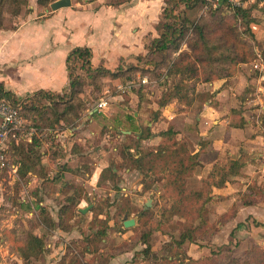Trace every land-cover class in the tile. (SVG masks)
Returning <instances> with one entry per match:
<instances>
[{"label":"rangeland","instance_id":"374dc122","mask_svg":"<svg viewBox=\"0 0 264 264\" xmlns=\"http://www.w3.org/2000/svg\"><path fill=\"white\" fill-rule=\"evenodd\" d=\"M24 2L26 5L21 6V15L24 11H32L36 16H41L50 11L49 5L41 7L36 0ZM6 6L0 14V21L5 26L13 27L17 20L10 16ZM237 10L225 7L205 9L204 3H200L195 11L189 12L191 20L204 19L205 30L208 29V33L214 32L208 35L210 43L217 47L214 48L217 56L213 57L216 60L210 68L204 70L201 65L205 62L198 64L194 60V52L189 48L195 41L194 32L187 26L178 49L170 52L168 62L163 66L157 69L151 67L144 72L133 70L124 75H117L114 70L116 77L105 75L99 80L91 76L87 78L89 80L85 79L78 96L84 107L78 109L75 98L71 113L74 117L64 124L65 129L56 128L55 137L46 131L48 126L43 119L38 121L43 126L39 138L42 144L37 148L40 160L44 153L48 154L47 159L53 160L54 165L44 175L47 177V173L51 172L57 177L53 176L52 181L47 178L50 183L46 186L45 197L38 194L34 197V189L30 190L27 175L13 178L5 171L0 173V264H234L232 261L237 264H264V229L257 226L252 216L243 218L244 221L234 220L236 212L231 213L232 207L223 214L222 207L216 203H204L205 197L211 192L210 186L219 184V179L224 176L216 168L208 173L201 166L184 179L185 194L200 192L202 197L197 207L192 208L189 202L182 204L185 210H192L190 216L182 217L175 210L178 193L168 185L174 172L171 168L154 178H145V174L138 171L129 172L119 157L122 147H130L129 152L135 154L137 151H148L160 142L158 137L157 143L151 145L150 138L137 140L139 135L134 134L129 138H117L121 135L117 129L131 128L134 131L138 127L132 122L133 113L140 114L136 117L137 121L142 120L138 125L144 130V135L147 129H152L153 123L161 121V116L166 119L172 112L177 114L174 124L168 126L176 133L177 148L189 155L197 146L205 148L206 145V140L198 136L196 117L205 105L216 106L218 102L216 98L211 102L202 100L198 95L206 92L215 96L216 92L211 87L213 82L223 81L224 97H231L229 102L226 100L225 110L234 111L236 118L239 111H243L247 100L262 99L264 80H256L261 73L260 65H264V0L249 4L244 12ZM222 35H226L229 45L233 43L234 51L218 47L222 44L216 40ZM249 48L252 49V55L248 52ZM181 52L189 56V62L195 63L198 76L192 79H186L180 74L167 76V66L173 59L177 60ZM243 57L246 58L245 62L240 61ZM133 66L128 64L123 68ZM208 70L213 74L207 76L209 81L204 83ZM220 76L225 78L210 80L211 77ZM91 80L98 86L95 90L87 85ZM179 80L187 86V97L191 98V103L172 100L160 107L157 102L161 94ZM258 85L262 86L260 90L257 89ZM100 99L107 101V108L98 112L94 123H91L88 112L96 107ZM251 103L248 102V105ZM259 106L258 103L246 109L251 112L248 115L253 123L251 132L256 130V118L259 119L262 113L257 112ZM184 113H188L189 117L188 122L182 125ZM229 116L234 118L231 114ZM44 118L48 116L44 115ZM50 141H56L58 149L52 151L49 148ZM254 145V150L263 147L262 143ZM100 155L104 156L108 166L114 168L118 178L105 182L88 180L81 186L73 177L83 179L82 174L91 173L89 164L97 162ZM8 158L10 162L18 160V156L12 154ZM79 166L82 168L76 169ZM67 167L73 170L70 172ZM157 177L162 178L156 181ZM234 183L229 182L230 185ZM237 183L239 186L233 185L232 194H240L244 189L242 184ZM69 197L73 200H67ZM235 199L234 205L237 204ZM148 201L150 204L146 207ZM36 205L46 209L54 225H57L59 207L66 206L73 216L68 222V229L61 231L50 227L43 216H38ZM223 208L226 209V205L223 204ZM81 209L87 210L82 213ZM231 216L233 219H230ZM124 219L133 220L134 225L124 228ZM261 219L264 220V216ZM180 235L186 238L182 246L175 245ZM31 236L38 237L42 243L38 256L28 252ZM170 255L172 261L167 258Z\"/></svg>","mask_w":264,"mask_h":264},{"label":"crops","instance_id":"0c3cea01","mask_svg":"<svg viewBox=\"0 0 264 264\" xmlns=\"http://www.w3.org/2000/svg\"><path fill=\"white\" fill-rule=\"evenodd\" d=\"M74 1L79 0H70L69 7L49 11L41 16H36L30 11L13 17L17 20L13 27L5 26L0 21V84L5 91L11 92L17 99H23L40 90L57 93L65 91L68 88L65 58L75 48L90 49V61L95 68L102 66L114 70L117 67L135 64L136 57L145 54L144 38L157 37V24L166 0H127L116 4L103 2L106 0H82L75 3ZM259 70L261 73L256 80L258 82L264 80V65H260ZM222 83L223 81H216L211 84L216 92L218 104L205 105L196 117L198 136L206 140L205 148L197 146L190 154L199 152L200 165L208 173L213 168H227L232 162L237 161L238 171L230 175L220 187H212L211 204L221 206L223 214L235 206L234 220L244 221L243 218L252 216L255 222L264 223L261 219L264 216V124L261 121L264 116V95L262 99L247 100V104L243 105V111H239L236 118L232 110H228L230 112L225 110L226 100L229 102L231 97H224L225 88ZM261 87L258 85L257 89L260 90ZM262 93L264 94V91ZM248 102H252V105H248ZM258 103L260 106L257 112L262 113L259 119L256 118V130L251 132L253 123L248 117L251 112L246 109ZM98 114L94 109L88 112L91 123H94ZM230 114L234 118L229 116ZM176 115L172 112L166 119L161 116L159 123L152 124L151 145L157 143L159 139L157 133L174 124ZM136 116L140 115L133 113V117L136 118L135 125H138L142 120L137 121ZM188 117V113L183 114L182 125L188 122ZM208 124L210 127H205ZM117 133H121L117 136L118 139L140 134H136L130 128L118 129ZM260 143L262 149L254 150L252 145ZM100 156L97 162L89 164L91 173L82 174L83 179L73 177L81 186L88 180L95 182L100 171L108 166L104 156ZM47 158L48 154L44 153L41 164L50 170L51 166H54L53 160ZM67 168L70 172L73 170ZM79 168L82 166L76 167ZM27 176L30 190L34 189L33 194L45 197L46 189L41 188L42 179L38 173L29 172ZM53 176L56 175L48 172L46 178L49 177L51 180ZM16 178H19V174ZM231 181H235L234 186L238 185L237 182L242 184L244 189L240 194L231 193L234 190L233 185L229 184ZM246 196L249 202L244 203L242 198ZM235 198L237 204L234 205ZM223 204L226 205V209L230 207L226 210Z\"/></svg>","mask_w":264,"mask_h":264},{"label":"trees","instance_id":"16d2710c","mask_svg":"<svg viewBox=\"0 0 264 264\" xmlns=\"http://www.w3.org/2000/svg\"><path fill=\"white\" fill-rule=\"evenodd\" d=\"M23 1L27 0H0V14L2 13L3 8L7 5L6 7H8L10 16L17 17L21 15L22 11L20 8L21 6L26 5L25 2L23 3ZM36 1L41 7H46L55 0ZM116 1L118 2H110V4L122 3L127 0ZM200 3L203 4L204 1L166 0L160 12V23L159 26H157V37H145V54L136 57V63L133 67H130L128 69L117 67L116 69H114L116 70L117 75H124L127 72L138 69L141 72H144L151 67L157 69L163 66L164 63L168 62V56L170 52H174L178 49V45L184 38L185 32L187 31L186 29L189 26L191 27V29H193L194 32L193 39H195V41L192 45L189 46L191 51L194 52V60L198 64L205 62L201 65L202 69L205 70L206 67L210 68L211 64L214 63V60H216V58L213 57L215 55L214 48L216 49L217 47H213L208 37L214 34V32L208 33V29L205 30L206 28L204 19H198L197 21H195L189 18V12L195 11ZM15 4L17 7H15ZM238 11L244 12L245 10L239 9L237 10V12ZM28 12L30 11H24V13L22 14H26ZM222 36L223 37H220L218 40H216L218 41V43L221 42L222 44H219L218 47L222 46V48L224 49L234 51L235 46L233 45V43H230L229 45V40L226 38V35ZM236 40L239 43L238 36ZM222 41L224 43H222ZM248 50V52L252 55V49L249 48ZM177 56L178 59H173L171 63L172 65L170 64L167 66L168 70L166 74L168 77L180 74L186 79H192L196 77V75L198 76L197 70L195 69V63L189 62V56H187L186 53L181 52ZM90 59L91 51L88 48H75L67 54L65 58V66L68 77V88L60 93L40 90L24 97L23 99H17L11 92L5 91L3 86L0 84V98L4 97L8 99L13 105L19 106L21 116L28 122L27 127L34 129V133L31 134L29 142L23 140L21 136L18 137L16 142L13 140L9 142L7 149L8 157L9 154L18 156V160L14 161L15 163H12L18 164L17 172L20 177L27 175L29 172H37L39 178L42 179L40 185L44 189L48 188L46 186L50 182H48L46 175H44L47 169L42 166L39 151L37 149L42 144L39 138L42 135L41 130L43 127L38 123V121L40 122L41 119H43L44 123H46V125L48 126V128H46V131H48L50 136L55 137L57 134L56 128H59L61 130L65 129L66 125L64 124H66L70 118L74 117L71 116V113L73 112L72 107L75 98L77 99V108L82 109L84 107V104L79 101L78 96L84 87L85 79L91 76V78H97L99 80L105 75L116 77V73L115 75L113 73L114 70H109L102 66L96 68L93 67ZM141 61L144 62L139 65ZM240 61L245 62L246 58L243 57L240 59ZM211 74L213 73L210 70L206 72V75L203 79L204 83H207L209 81V77L207 76ZM224 78V76L215 78L211 77L210 80H222ZM95 84L96 82L94 80H91L87 85H90V87H92V90H95V88H98V86ZM187 93V86L182 83V80H179L178 82H175V84L167 92L161 94V97L159 98V101L157 103L160 107L166 106L172 100H177L178 102H187L185 104H189L192 100L191 98L187 97ZM198 96L202 100H207L209 102L215 99L213 93L201 92ZM137 114L140 115L139 113ZM44 115L48 116V118H44ZM135 120L136 118L133 117L132 122ZM261 121L264 124V116L262 117ZM136 126L138 127H135L134 132H136V134L140 133L137 140H143L147 137L150 138L152 133L149 129L146 130V133L144 135V130H142V128H139V125ZM175 134L176 133L173 128L168 126L165 130L159 132L156 135L160 138V142L156 146L150 148L145 152L137 151L135 154L129 152V149H131L130 147H122V149L119 151V157L125 168L129 170V172L134 170L138 171L141 174H145V178H154L155 175L158 176L161 172H164L171 168L174 172L172 179H169L168 181V185L175 188V190L177 191L176 193H178V197L176 200H178V205H175V210L178 215H182V217H184L190 216L192 214V210H185L184 205L182 207L181 205L189 202L192 208L197 207L196 204L202 197L200 192L186 195L184 190V179L189 177L197 168H200L201 165L198 160L199 152L187 155L182 149L177 148L178 144L177 141H175ZM49 143V148L52 151L54 149H58L56 141H50ZM238 169L239 165L237 161L232 162L227 168H216V170L221 174H224V176L219 179V184L214 183L210 186L211 192L212 187H220L227 180V178L230 175L235 174ZM117 176V172L113 170V167L107 166L100 171L97 179L98 182L115 181L118 178ZM161 178L162 177H157V179L155 180L159 181L161 180ZM79 190H81V188ZM210 194L205 197L206 199L204 203H207L209 201L210 203L212 202ZM33 195L34 197H36L37 193ZM67 200L72 201L73 199L72 197H69L67 198ZM242 202H249L247 196L242 198ZM36 208L39 212L38 216H43V219L49 223L50 227L58 228L61 231H66L68 229V222L73 216L72 212L69 211L66 206L59 207L57 211V225H54L55 223H52L51 217L44 207L36 205ZM230 211L232 214H235V207H232ZM206 212V209H204L205 214ZM230 219H233V217L231 216ZM257 226L264 228V223H258ZM99 237L103 236L99 235ZM30 239L32 240V242H30V244L29 242H27V244L30 245V250L28 252H30V254L34 256H38V254L41 252L40 247L42 243L36 236H31ZM185 239V235H180L179 240L175 241V245L182 246L186 241ZM188 243H191V241H188ZM167 258L172 261L171 255ZM165 261L167 262L168 260ZM233 262L234 264H237L236 261H232V263Z\"/></svg>","mask_w":264,"mask_h":264},{"label":"built area","instance_id":"2783aa9c","mask_svg":"<svg viewBox=\"0 0 264 264\" xmlns=\"http://www.w3.org/2000/svg\"><path fill=\"white\" fill-rule=\"evenodd\" d=\"M205 9L219 7L245 10L249 4L257 0H203ZM143 83L145 82L142 81ZM107 108L105 99L99 100L94 110L101 112ZM28 122L21 116L20 107L13 105L8 99L0 98V173L5 171L8 175L16 177L18 164L10 162L7 154L8 144L11 140L17 141L21 136L29 142L34 129L27 127ZM26 127V129H25ZM26 130V132H25Z\"/></svg>","mask_w":264,"mask_h":264},{"label":"water","instance_id":"95a60500","mask_svg":"<svg viewBox=\"0 0 264 264\" xmlns=\"http://www.w3.org/2000/svg\"><path fill=\"white\" fill-rule=\"evenodd\" d=\"M70 6V0H55L49 4L50 11H56L60 8H65ZM149 201L146 203V207H149ZM87 209H81L80 212L84 213ZM122 225L124 228H129L134 225V221L131 219H124L122 221Z\"/></svg>","mask_w":264,"mask_h":264}]
</instances>
